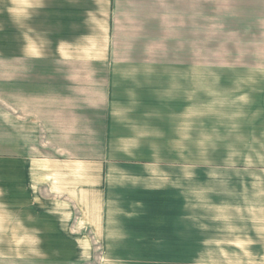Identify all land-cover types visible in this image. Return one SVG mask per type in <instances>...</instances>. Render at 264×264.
<instances>
[{
	"label": "crops",
	"instance_id": "crops-1",
	"mask_svg": "<svg viewBox=\"0 0 264 264\" xmlns=\"http://www.w3.org/2000/svg\"><path fill=\"white\" fill-rule=\"evenodd\" d=\"M106 2L107 11L99 15L118 21V37L106 58L26 56L0 62V160L21 165L27 189L36 181V195L53 199V213L74 214L85 244L135 251L0 257V264L264 261L263 162L190 168L115 155L130 142L146 140L117 134L116 115L132 110L117 105L124 97L115 90L116 68H144L150 76L168 78L172 70L201 65L168 57L205 51L200 46L206 29L213 36L235 37L240 18L205 16L206 0ZM225 7L230 13L233 6ZM242 17L259 21L256 27L264 31V16ZM189 246H212V251H189Z\"/></svg>",
	"mask_w": 264,
	"mask_h": 264
},
{
	"label": "rangeland",
	"instance_id": "rangeland-1",
	"mask_svg": "<svg viewBox=\"0 0 264 264\" xmlns=\"http://www.w3.org/2000/svg\"><path fill=\"white\" fill-rule=\"evenodd\" d=\"M227 3L233 6L230 13ZM205 8V16H238L242 28L229 38L206 29L200 46L205 51L168 57L201 65L172 70L168 78L150 76L144 68H116L115 90L124 97L117 105L132 110L116 115L117 134L146 138L116 150L117 157L159 158L190 168L264 163V31L256 27L259 21L242 17L264 16V0H206ZM107 9L106 0H0V62L26 56L106 58L118 37L116 16L99 15ZM29 184L33 189H27L21 165L0 160V257L135 251L134 246L85 244V230L74 228V214L53 213V199L38 197L36 181ZM39 204L46 211H37ZM189 251H212V246H189Z\"/></svg>",
	"mask_w": 264,
	"mask_h": 264
}]
</instances>
